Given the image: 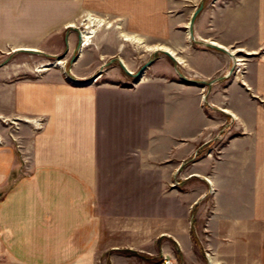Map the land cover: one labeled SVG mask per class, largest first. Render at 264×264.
Masks as SVG:
<instances>
[{"label":"crops","instance_id":"0c3cea01","mask_svg":"<svg viewBox=\"0 0 264 264\" xmlns=\"http://www.w3.org/2000/svg\"><path fill=\"white\" fill-rule=\"evenodd\" d=\"M39 1L2 9L0 0V46H12L0 49V124L12 125L0 146V194L9 185L0 256L146 264L131 251L156 264H264V0L204 4L194 37L205 0ZM89 16L109 23L94 27L105 33L100 48L81 40ZM51 32L57 59L71 62L66 76L23 79L6 66L18 52L52 54ZM128 46L153 55L140 81L120 66L137 72ZM99 73L90 85L68 79ZM209 79L218 81L208 88Z\"/></svg>","mask_w":264,"mask_h":264},{"label":"rangeland","instance_id":"374dc122","mask_svg":"<svg viewBox=\"0 0 264 264\" xmlns=\"http://www.w3.org/2000/svg\"><path fill=\"white\" fill-rule=\"evenodd\" d=\"M17 0L18 4H17V9H32L33 4H36L37 2H41L39 0ZM229 0H205L204 1V4H208L209 6H216V5H220V4H226L228 3ZM13 6H11V4ZM27 2H31L29 4H27ZM219 3V4H217ZM52 5V4H50ZM69 6V0H57V9H67ZM9 7L11 9H14L15 7V0H2V9H9ZM96 18V17H94ZM88 19V18H87ZM87 19H85V21H79V23L81 22V30L80 31V34L82 31H86V32H92L94 30V28H91V29H87L89 28L90 26H92V24H90ZM99 19V17L97 18ZM100 20H103V19H100ZM105 21V20H103ZM104 24H108L109 23L107 21H105ZM98 25V24H97ZM93 29V30H92ZM63 33V31H62ZM84 34V33H83ZM83 34L80 35V37L84 36ZM104 31L102 28L100 29H97L96 30V33H95V37L93 40V44H96L99 48L102 46H99V44L103 41V38H104ZM50 45L49 47L46 46V45H43V46H40L41 49H44V48H47L49 49L50 52H52V54H49V55H39L40 57H37L38 55H32L30 53H27V52H23V53H20L18 52L17 54L13 55L12 56V60L10 62L7 63V67L11 68V69H19L21 70L22 72H20L19 74V78H23V79H31L33 76L35 77L36 75H39L43 70H48V69H59L61 71L64 72L65 76L68 74L67 73V70L70 68V60L67 59V61H63L61 59H57V38H56V35L54 34V32H51L50 33ZM47 44V43H45ZM112 49L110 46H106V43L104 45V49ZM0 49L3 51V53H6V52H9V50L12 49V46H7V47H4V46H0ZM23 49V48H22ZM21 49V50H22ZM46 49V50H47ZM30 50V49H29ZM126 54L127 56L131 59L132 62H134V64L136 65V71H139L143 65H145L146 62L149 61V59H152L153 58V55L152 54H149L148 52H144V48H141V47H138V46H128L127 49H126ZM152 55V56H151ZM71 58V57H70ZM69 58V59H70ZM237 59H241V65L240 67H236L235 70L232 71V74H241V72H243V69L245 67V60L244 58H240L239 56H236ZM4 60L1 62L3 63ZM59 63V62H63L64 64L63 65H57V66H54L55 63ZM108 62H105V64H107ZM5 66V67H6ZM108 66H105L103 67L104 68H107ZM9 68V69H10ZM238 68H240V72H238ZM70 70V69H69ZM217 78V77H216ZM70 81V80H69ZM99 81V79L97 78L94 83H97ZM210 81H215L214 82V85L215 83L218 81V79H209L208 82ZM72 82V81H70ZM73 83V82H72ZM93 83V84H94ZM208 85V84H207ZM214 85L212 86H207L208 88L209 87H213ZM207 87H204L202 88L203 90V94H202V99H203V102H206L207 99H208V91H207ZM207 91L204 93V91ZM9 123H3L2 125L0 124V146H3L6 143L7 139L9 137L12 136V133H11V126L12 125H8ZM221 140H219L216 144H215V148L211 150V152H214L215 155H217L218 151L220 150L221 146L224 144V141L225 140H222V136L220 138ZM17 147H20L19 144L17 145V142H16V148ZM15 148V150H16ZM17 151V150H16ZM209 152V150H206V149H201L199 151H197L194 155V157H201L204 153H207ZM21 153H19V161L22 163L21 165H26L27 164V161L26 158H24L23 156L20 157ZM23 155V154H22ZM23 176V174L21 173H15V174H11L10 176V179L8 182H12L14 180H16L18 177H21ZM181 176L178 180V182H181ZM176 185V184H174ZM9 185H5L3 186V190L0 194V197L4 196V192H6L7 190V187ZM2 195V196H1ZM132 255V254H131ZM141 255V254H139ZM0 264H15L12 262V260H10L7 256L5 255H1L0 256Z\"/></svg>","mask_w":264,"mask_h":264},{"label":"water","instance_id":"95a60500","mask_svg":"<svg viewBox=\"0 0 264 264\" xmlns=\"http://www.w3.org/2000/svg\"><path fill=\"white\" fill-rule=\"evenodd\" d=\"M204 9V3H202L197 9L196 11L194 12V14L192 15V18H191V22H190V36L191 37H194V31H193V26H194V23L198 17V15L202 12V10ZM209 47L211 48H214V49H218L220 51H224V52H228L227 50L217 46V45H214V44H208ZM119 63H120V66L121 68L130 76H132L133 78H136L138 81H140L142 78H143V75L145 73V70L150 66L151 64V61H148L145 63V65L142 66V68L137 71L136 73H132L131 71L128 70V68L122 63V61L119 60ZM103 71V69L101 70V72ZM101 73H99L97 76L93 77L92 79L90 80H87V81H79V80H76V79H73V84L77 85V86H84V85H90V84H93L94 81L98 78V76L100 75Z\"/></svg>","mask_w":264,"mask_h":264},{"label":"bare ground","instance_id":"6f19581e","mask_svg":"<svg viewBox=\"0 0 264 264\" xmlns=\"http://www.w3.org/2000/svg\"><path fill=\"white\" fill-rule=\"evenodd\" d=\"M87 21L90 23V24H92V27L94 28V27H101L102 25H104V23H105V21H103V20H100V19H97V18H94V17H91V16H89L88 17V19H87ZM98 24V25H97ZM73 27V26H72ZM109 28V27H108ZM87 29H91V26L89 27V28H87ZM93 30V29H92ZM84 33V34H83ZM95 33H96V30H93L92 32H86V31H82L81 32V34H83L84 36H82L81 37V40H82V42H83V45H88L90 42V39L91 38H94V36H95ZM80 34V35H81ZM135 37V36H134ZM124 40L125 41H131V42H133V39H131V38H128L127 37V35L126 36H124ZM134 41H135V39H134ZM138 42V41H137ZM136 42V43H137ZM161 48V47H160ZM32 51L31 49L29 50V49H23V51ZM162 50V49H161ZM64 63L62 62H59V63H55L54 64V66H57V65H63ZM235 65V66H234ZM234 65H233V69H235L237 66L238 67H240L241 66V61L239 60H237V58L235 57V62H234ZM44 71V70H43Z\"/></svg>","mask_w":264,"mask_h":264},{"label":"trees","instance_id":"16d2710c","mask_svg":"<svg viewBox=\"0 0 264 264\" xmlns=\"http://www.w3.org/2000/svg\"><path fill=\"white\" fill-rule=\"evenodd\" d=\"M127 254H132V255H136L138 256L139 259L145 261L146 264H156V263H159V260L158 259H152L146 255H139L135 252H131V251H127L126 252Z\"/></svg>","mask_w":264,"mask_h":264},{"label":"built area","instance_id":"2783aa9c","mask_svg":"<svg viewBox=\"0 0 264 264\" xmlns=\"http://www.w3.org/2000/svg\"><path fill=\"white\" fill-rule=\"evenodd\" d=\"M234 66H235V65H234ZM233 70H235V69H233ZM238 72H240V68H238ZM68 79H69L70 81L73 82V78H72V77H69V76H68ZM214 82H215V81H210L208 85H209V86H212V85L214 84ZM73 83H74V82H73ZM167 264H169V263H167Z\"/></svg>","mask_w":264,"mask_h":264}]
</instances>
